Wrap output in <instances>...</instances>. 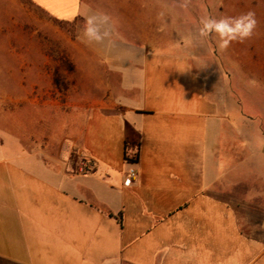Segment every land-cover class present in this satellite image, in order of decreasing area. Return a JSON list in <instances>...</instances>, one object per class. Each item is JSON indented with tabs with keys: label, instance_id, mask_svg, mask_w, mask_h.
I'll return each mask as SVG.
<instances>
[{
	"label": "crops",
	"instance_id": "obj_1",
	"mask_svg": "<svg viewBox=\"0 0 264 264\" xmlns=\"http://www.w3.org/2000/svg\"><path fill=\"white\" fill-rule=\"evenodd\" d=\"M30 1L91 17L103 71L73 113L0 126V264H264V96L238 109V53L179 42L177 1L106 0L105 24L83 0Z\"/></svg>",
	"mask_w": 264,
	"mask_h": 264
},
{
	"label": "rangeland",
	"instance_id": "obj_2",
	"mask_svg": "<svg viewBox=\"0 0 264 264\" xmlns=\"http://www.w3.org/2000/svg\"><path fill=\"white\" fill-rule=\"evenodd\" d=\"M175 1L178 2L180 18L176 38L179 42L188 38L191 51L202 57L220 52L218 37L200 35L202 20L236 17L249 11L255 13L258 23L252 37L239 42L237 49L231 44L222 50L231 56L235 52L239 55L236 59L242 64L243 82L248 88L239 93L243 103L238 109L249 114V86H257L264 96V0H162L165 6ZM83 2L105 24L107 1ZM59 24L30 0H0L2 128L10 129L11 115L19 117V124L25 126L27 115L39 116L41 110L48 107H62L73 113L84 106L85 100H90L92 93L97 92H92L90 83L98 84L103 70L83 40L85 19L62 23V27ZM231 58L236 60L235 56ZM202 60L206 61V58ZM54 101L55 105L51 106L49 102Z\"/></svg>",
	"mask_w": 264,
	"mask_h": 264
},
{
	"label": "clouds",
	"instance_id": "obj_3",
	"mask_svg": "<svg viewBox=\"0 0 264 264\" xmlns=\"http://www.w3.org/2000/svg\"><path fill=\"white\" fill-rule=\"evenodd\" d=\"M203 27L201 36L218 37L217 46L226 50L232 42L243 43L250 39L257 27L255 13L249 11L236 17L224 16L219 19L208 17L201 21ZM84 34L89 39H100V33L94 20L89 17L85 20Z\"/></svg>",
	"mask_w": 264,
	"mask_h": 264
},
{
	"label": "built area",
	"instance_id": "obj_4",
	"mask_svg": "<svg viewBox=\"0 0 264 264\" xmlns=\"http://www.w3.org/2000/svg\"><path fill=\"white\" fill-rule=\"evenodd\" d=\"M136 178H137V172L135 169H132L130 171V179L134 181Z\"/></svg>",
	"mask_w": 264,
	"mask_h": 264
},
{
	"label": "trees",
	"instance_id": "obj_5",
	"mask_svg": "<svg viewBox=\"0 0 264 264\" xmlns=\"http://www.w3.org/2000/svg\"><path fill=\"white\" fill-rule=\"evenodd\" d=\"M54 20H56V19H54ZM56 21L60 22V24H59L60 27H62V23H72V22H63V21H59V20H56Z\"/></svg>",
	"mask_w": 264,
	"mask_h": 264
}]
</instances>
